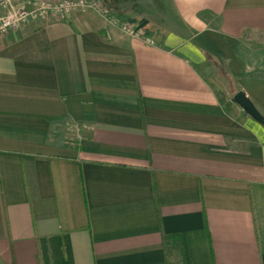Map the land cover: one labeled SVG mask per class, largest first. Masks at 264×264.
Masks as SVG:
<instances>
[{"label": "crops", "instance_id": "1", "mask_svg": "<svg viewBox=\"0 0 264 264\" xmlns=\"http://www.w3.org/2000/svg\"><path fill=\"white\" fill-rule=\"evenodd\" d=\"M102 2L0 37V264H264V0Z\"/></svg>", "mask_w": 264, "mask_h": 264}, {"label": "built area", "instance_id": "2", "mask_svg": "<svg viewBox=\"0 0 264 264\" xmlns=\"http://www.w3.org/2000/svg\"><path fill=\"white\" fill-rule=\"evenodd\" d=\"M85 7L97 9L102 14L107 13L102 0H0V37L30 20L47 15L62 17ZM111 22L114 23V19ZM122 28L131 29L127 24H122ZM76 131L77 126L67 121L65 139L68 142L75 141Z\"/></svg>", "mask_w": 264, "mask_h": 264}, {"label": "water", "instance_id": "3", "mask_svg": "<svg viewBox=\"0 0 264 264\" xmlns=\"http://www.w3.org/2000/svg\"><path fill=\"white\" fill-rule=\"evenodd\" d=\"M232 101L239 105L253 120L264 126V115L256 108L245 92L242 90L235 92Z\"/></svg>", "mask_w": 264, "mask_h": 264}, {"label": "rangeland", "instance_id": "4", "mask_svg": "<svg viewBox=\"0 0 264 264\" xmlns=\"http://www.w3.org/2000/svg\"><path fill=\"white\" fill-rule=\"evenodd\" d=\"M104 7L105 8H107V6L104 4ZM160 23H162L163 25H165V26H169L170 24H172L171 22H168L167 20H164L163 18H162V16H160V15H156L155 17H154V21H152V24L153 25H155V24H160ZM232 96H233V94H232ZM251 124V123H250Z\"/></svg>", "mask_w": 264, "mask_h": 264}]
</instances>
